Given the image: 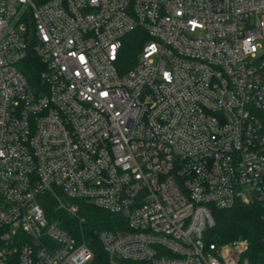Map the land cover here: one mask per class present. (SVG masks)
<instances>
[{
	"label": "built area",
	"instance_id": "built-area-1",
	"mask_svg": "<svg viewBox=\"0 0 264 264\" xmlns=\"http://www.w3.org/2000/svg\"><path fill=\"white\" fill-rule=\"evenodd\" d=\"M263 38L264 0H0V264H90L78 202L124 219L108 264H247L205 233L264 203Z\"/></svg>",
	"mask_w": 264,
	"mask_h": 264
},
{
	"label": "trees",
	"instance_id": "trees-1",
	"mask_svg": "<svg viewBox=\"0 0 264 264\" xmlns=\"http://www.w3.org/2000/svg\"><path fill=\"white\" fill-rule=\"evenodd\" d=\"M145 41L146 36L139 29L125 37L123 52L117 62L121 73L134 66L138 52ZM18 69L32 90L37 91L43 87L40 79L43 67L33 52H29L18 64ZM43 206L46 211H55V204L52 200H48ZM56 213L64 219L60 226L71 233L74 218L63 212ZM77 217L83 219L81 224H77V230L80 231L83 240L88 243L93 254L90 264H108L107 255L97 239V234L102 230L121 229L124 219L84 202L77 203ZM213 219L214 225L205 233L207 243L224 244L236 240H245L248 244L244 253L247 264H264V203L236 204L229 209H217L213 212ZM121 264L132 263L122 261Z\"/></svg>",
	"mask_w": 264,
	"mask_h": 264
},
{
	"label": "rangeland",
	"instance_id": "rangeland-1",
	"mask_svg": "<svg viewBox=\"0 0 264 264\" xmlns=\"http://www.w3.org/2000/svg\"><path fill=\"white\" fill-rule=\"evenodd\" d=\"M261 48L264 50V38L259 41Z\"/></svg>",
	"mask_w": 264,
	"mask_h": 264
}]
</instances>
